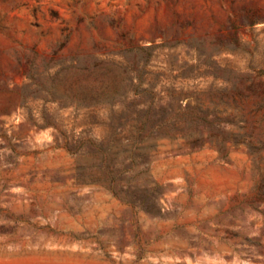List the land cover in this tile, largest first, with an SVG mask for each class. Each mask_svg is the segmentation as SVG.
Instances as JSON below:
<instances>
[{
  "label": "rangeland",
  "instance_id": "374dc122",
  "mask_svg": "<svg viewBox=\"0 0 264 264\" xmlns=\"http://www.w3.org/2000/svg\"><path fill=\"white\" fill-rule=\"evenodd\" d=\"M263 98L264 0H0V264H264Z\"/></svg>",
  "mask_w": 264,
  "mask_h": 264
},
{
  "label": "trees",
  "instance_id": "16d2710c",
  "mask_svg": "<svg viewBox=\"0 0 264 264\" xmlns=\"http://www.w3.org/2000/svg\"><path fill=\"white\" fill-rule=\"evenodd\" d=\"M255 114H262L261 117L254 122L253 125V133L250 135L251 137L256 135V142L259 144L258 147H252L253 150L259 151L261 148H264V98L257 104V106L254 109ZM195 116L196 120L204 121L206 120L205 118L198 117L196 115H193L192 117ZM208 116V114H207ZM196 123V122H195ZM209 125L217 127L218 125L215 124L214 121L207 122ZM233 124V123H232ZM255 134V135H253ZM239 141L236 139V143Z\"/></svg>",
  "mask_w": 264,
  "mask_h": 264
}]
</instances>
